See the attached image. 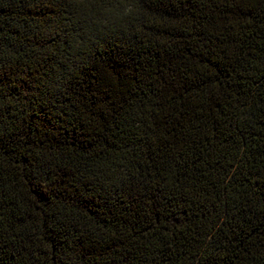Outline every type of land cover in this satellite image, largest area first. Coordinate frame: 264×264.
Here are the masks:
<instances>
[{"label": "trees", "instance_id": "16d2710c", "mask_svg": "<svg viewBox=\"0 0 264 264\" xmlns=\"http://www.w3.org/2000/svg\"><path fill=\"white\" fill-rule=\"evenodd\" d=\"M2 264H264V0H0Z\"/></svg>", "mask_w": 264, "mask_h": 264}, {"label": "snow or ice", "instance_id": "6c2138e0", "mask_svg": "<svg viewBox=\"0 0 264 264\" xmlns=\"http://www.w3.org/2000/svg\"><path fill=\"white\" fill-rule=\"evenodd\" d=\"M72 2L77 5L78 8H80L84 12L89 11V5L94 2V0H72ZM0 264H2V261H0Z\"/></svg>", "mask_w": 264, "mask_h": 264}]
</instances>
